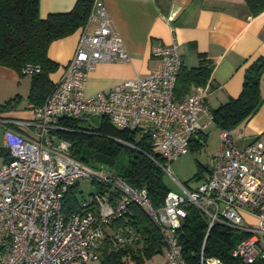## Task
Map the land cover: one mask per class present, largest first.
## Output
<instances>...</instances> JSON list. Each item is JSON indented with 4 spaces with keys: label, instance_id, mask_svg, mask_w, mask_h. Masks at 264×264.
I'll list each match as a JSON object with an SVG mask.
<instances>
[{
    "label": "built area",
    "instance_id": "obj_1",
    "mask_svg": "<svg viewBox=\"0 0 264 264\" xmlns=\"http://www.w3.org/2000/svg\"><path fill=\"white\" fill-rule=\"evenodd\" d=\"M150 52L158 65L147 75L87 95L88 73L98 63L130 59L108 10L100 0H92L74 53L42 105L28 119L0 118L7 150V159L0 163V264H92L98 260L104 226L120 216L129 201L160 231L165 242L160 264H184L177 230L188 205L206 216L208 229L223 223L248 232L232 250L244 263L264 259V133L240 147L231 130L221 129L220 145L209 158L206 174L193 187L181 183L172 174L171 162L186 153L190 139L202 131L199 115L211 120L205 105L207 87L195 86L176 99L182 57L175 38L153 43ZM37 70L27 65L23 73ZM95 115L146 135L162 162L150 158L179 191L170 190L163 204L155 207L145 187H132L111 171L72 158L69 141L55 134L65 129L59 118L90 120ZM82 177L105 185L108 197L82 198L76 211L66 213L64 196ZM245 215L254 221L241 224ZM117 240L124 237L117 235ZM200 264L223 263L201 255Z\"/></svg>",
    "mask_w": 264,
    "mask_h": 264
},
{
    "label": "trees",
    "instance_id": "obj_2",
    "mask_svg": "<svg viewBox=\"0 0 264 264\" xmlns=\"http://www.w3.org/2000/svg\"><path fill=\"white\" fill-rule=\"evenodd\" d=\"M244 3L251 15L264 10V0H244ZM91 4L92 0H76L68 11L49 12L41 17L39 0H0V65L21 75H30L27 98L35 107L42 105L54 88L49 74L58 68V63L47 54L50 43L79 29L86 22ZM27 65L38 67V70L23 73ZM263 70L264 58L260 56L246 67L240 93L210 110L211 121L216 127L231 130L256 113L263 101L259 88ZM211 72V62L203 54H199L195 66L182 64L175 83V98L181 100L195 86L209 88ZM14 103L15 99L0 103V112L13 108ZM84 120L86 125L82 123ZM58 122L65 129H57L55 134L69 141L72 158L111 171L132 187H145L153 206L163 204L171 189L164 180L161 167L150 158L152 155L162 162L146 135L115 127L105 117L100 118L98 124L87 118L60 117ZM205 143L206 134L199 131L190 139L189 149H200ZM5 157L7 159V153ZM202 176L195 174L194 178ZM95 184V190L83 199L89 200L96 194L108 197L105 185ZM76 187L77 184L72 185L64 196L63 210L66 213L76 211L82 199L76 196ZM186 210L177 230L184 264H200L201 255L218 258L223 264H246L233 255L232 250L248 235L247 231L223 223H215L208 229L207 218L197 207L188 205ZM117 235L123 236L124 241H118ZM164 249L165 242L157 225L136 203L129 201L125 211L112 217L104 226L95 264H144ZM247 264H264V259Z\"/></svg>",
    "mask_w": 264,
    "mask_h": 264
},
{
    "label": "crops",
    "instance_id": "obj_3",
    "mask_svg": "<svg viewBox=\"0 0 264 264\" xmlns=\"http://www.w3.org/2000/svg\"><path fill=\"white\" fill-rule=\"evenodd\" d=\"M75 1L39 0L40 16L68 11ZM100 1L122 37L130 59L127 62L98 63L88 73L85 85L87 95L136 76L147 75L158 65V59L150 52L152 44L167 43L175 38L184 66H195L199 54L210 60L211 85L207 88L205 105L211 110L236 97L241 91L246 67L256 58H264V10L251 15L244 0ZM78 36L79 29L50 43L47 54L58 63V68L49 74L51 81L55 82L60 77L64 64L74 53ZM29 88V74L21 75L0 65V103L15 99L13 108L0 112V118L28 119L33 116L37 107L28 101ZM259 88L263 96L259 109L231 129L234 141L240 147L264 133V70L260 75ZM199 123L206 136L207 128L215 126L204 114L199 115ZM3 142L4 136L0 133V163L6 160L7 151ZM243 220L254 221L249 215H245ZM163 260L164 251L144 264H160Z\"/></svg>",
    "mask_w": 264,
    "mask_h": 264
},
{
    "label": "rangeland",
    "instance_id": "obj_4",
    "mask_svg": "<svg viewBox=\"0 0 264 264\" xmlns=\"http://www.w3.org/2000/svg\"><path fill=\"white\" fill-rule=\"evenodd\" d=\"M87 124V121H82ZM3 128V129H2ZM4 126H0V133L4 136ZM206 143L200 149H189L186 153L181 154L171 162V171L173 176L181 183L187 186H195L198 182L194 178L195 174L204 175L209 166V158L216 152L220 145L219 131L215 126L207 128ZM164 180L171 190L179 191L178 185L167 174L164 173ZM75 194L79 198L88 197L91 191H94L96 184L89 179L80 178L77 182ZM244 220L241 224H246ZM92 264H95L92 263Z\"/></svg>",
    "mask_w": 264,
    "mask_h": 264
},
{
    "label": "water",
    "instance_id": "obj_5",
    "mask_svg": "<svg viewBox=\"0 0 264 264\" xmlns=\"http://www.w3.org/2000/svg\"><path fill=\"white\" fill-rule=\"evenodd\" d=\"M90 120L94 123V124H98L99 123V116L95 115V116H90ZM120 141L122 144L125 145H130L129 143L122 141V140H118Z\"/></svg>",
    "mask_w": 264,
    "mask_h": 264
}]
</instances>
